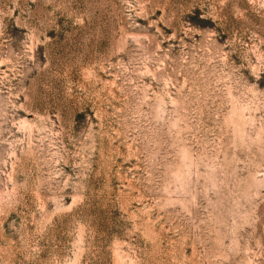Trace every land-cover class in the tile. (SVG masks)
Listing matches in <instances>:
<instances>
[{
    "label": "rangeland",
    "instance_id": "1",
    "mask_svg": "<svg viewBox=\"0 0 264 264\" xmlns=\"http://www.w3.org/2000/svg\"><path fill=\"white\" fill-rule=\"evenodd\" d=\"M0 264H264V0H0Z\"/></svg>",
    "mask_w": 264,
    "mask_h": 264
}]
</instances>
